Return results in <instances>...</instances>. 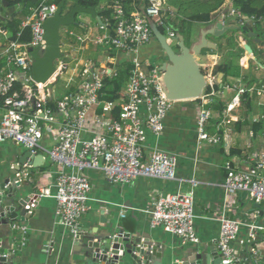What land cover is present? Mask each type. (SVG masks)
Returning a JSON list of instances; mask_svg holds the SVG:
<instances>
[{
	"label": "built area",
	"instance_id": "built-area-1",
	"mask_svg": "<svg viewBox=\"0 0 264 264\" xmlns=\"http://www.w3.org/2000/svg\"><path fill=\"white\" fill-rule=\"evenodd\" d=\"M166 2L149 0L148 5L140 6L130 17L116 3L113 8L114 35L108 34L107 21H102L100 30L105 31L104 36L79 37L81 44H93L114 51L116 55L128 56L127 62L133 68L120 99L110 102L101 101L100 93L106 77L114 75L111 67L119 62L103 68L92 64L84 66L78 73L80 85L77 91L58 100L56 112L46 107L48 99L53 97L48 86L37 85L31 79L29 49L45 48L43 24L56 14L58 6L42 4L23 23V28L31 29L29 44L10 41V36L0 28V36L8 37L6 46L0 51V59L6 65L0 73V103L4 109L0 122V143L15 141L33 155H47L59 167L55 193L45 189L41 190L39 197L56 201L58 223L68 228L74 237L82 232L81 221L91 209L89 171L102 172L105 179L115 186L129 185L139 178L177 181L178 155L162 151L157 146L152 151L147 148L148 135L159 139L164 134L165 121L177 102L169 100L164 93L160 67L140 58L141 50L155 41L150 23L153 21L159 28L165 26ZM227 17L235 19L240 28L253 27L257 21L255 17H245L233 9ZM259 21L264 25V18ZM169 32L170 38L177 36ZM68 69L65 62H57L58 74ZM19 81L23 83V97L13 91L14 84ZM207 81L212 87L216 78L210 74ZM244 93L239 92L227 108L224 113L226 118L240 104V96ZM215 96L212 90L205 98L210 102ZM116 107L121 109L120 115L117 119L111 118L109 115ZM212 117L213 113L202 107L196 124L199 143H219L220 138L208 133ZM46 135L53 141L51 149L43 145ZM252 162V167L247 169H238L232 162H227L223 188L226 197L244 193L260 205L264 203V153ZM189 183L191 188L187 192L178 191L161 196L156 201L150 212V226L177 237L184 245L198 247L201 241L195 228L194 190L199 182L193 179ZM2 201L0 190V204ZM34 207L31 204L26 210L31 214ZM121 218H125V213L121 214ZM218 221L220 234L216 249L225 264H251L250 259L254 261L258 252L250 248L257 240V233L264 231V225H250L247 240L240 241L238 238L244 225L240 220L223 213ZM12 227L21 230L24 235L27 232L26 227L17 224ZM25 243L23 238L21 247ZM236 243L250 247L248 256L241 255Z\"/></svg>",
	"mask_w": 264,
	"mask_h": 264
},
{
	"label": "crops",
	"instance_id": "crops-1",
	"mask_svg": "<svg viewBox=\"0 0 264 264\" xmlns=\"http://www.w3.org/2000/svg\"><path fill=\"white\" fill-rule=\"evenodd\" d=\"M104 6L103 4L102 7ZM231 6L232 0H228L225 6L213 15L211 24H205L200 29L199 41L202 33L216 31L218 23L224 28L239 27L235 19L227 17ZM8 12L7 14H11L13 9ZM94 20L96 23L93 22ZM77 22V29L65 28L64 36L62 35L61 61L68 64L69 69L62 74L57 73V77L54 78L56 81L52 80L47 85L49 93L53 94V99L61 100L68 88L77 91L80 85L78 73L84 66L92 64L97 68H103L129 60L125 55L115 53L112 56L113 51L103 47L81 44L78 41L79 37H95L96 33L97 37H102L105 31L100 30L98 20L86 15L79 16ZM226 33L227 31L224 34ZM234 36L237 44L244 50L247 45L251 48L256 46L260 57L245 51L240 60L234 59V63L241 68L240 77L225 79L223 74L215 75L214 85L209 86L216 93L212 101L209 102L204 95V99L197 102L175 103L165 121L162 137L156 139L148 135V151L154 150L157 146L162 151L178 155L177 181L139 178L129 185L115 186L105 179L102 172L89 171L87 174L92 184L89 203L91 209L81 221L82 230L102 232L110 227L114 229L121 227L127 233L160 242L167 257L178 261L186 258L192 248H201V250H209V246L216 248V240L220 234L218 219L223 213L244 224L238 238L240 241L247 240L250 225H264V203L256 204L244 193L235 197H226L223 188L227 162H232L238 169H247L252 167L253 159L264 153V124L258 132L253 129L254 123L264 122V42L256 44L253 41L249 44L244 32L238 31ZM220 37L209 35L207 40L215 48L203 50L198 57V63L206 76L212 74L213 69L222 61L218 46L224 45L225 40L219 41ZM7 42L8 37L0 36V51ZM140 58L158 67L166 61L163 51L156 42L143 48ZM0 61L4 60L0 59ZM4 69H6L5 63L2 72ZM241 91L245 93L240 96V104L226 118L224 113ZM202 107L213 113L207 129L210 136L218 137L220 141L218 144L204 143L200 149L196 142V124ZM221 109L224 110L222 113H220ZM3 114L4 109L0 105V122ZM43 145L47 149L52 148L53 141L50 136H45ZM232 150L237 151L238 154L230 156ZM26 152L27 150L15 141L0 143V186L14 177L12 173L17 168L20 157ZM45 157L46 163L41 168H21L19 179L27 180L22 186L23 196L33 195L28 206L34 204L35 207L31 214L27 213L24 222L20 221L18 214L15 222L1 228L0 251L9 250L10 264H85L83 247L70 239L72 235L68 228L58 223L56 201L53 198L39 197L41 190L46 189L52 194L55 193L59 172V167L53 164L47 155ZM193 179L199 182L194 190L197 216L195 228L201 241L198 247L184 245L177 237L150 226V212L156 201L161 196L175 194L178 191L187 192L191 188L189 181ZM9 189L11 187L6 186V191ZM2 193V204H5L7 202L5 191ZM123 213L125 218H121ZM102 218L105 224L102 223ZM14 224L26 227V234L24 235L21 230H14L12 227ZM23 238L26 243L21 247ZM257 240L254 242V248L258 256L253 264H264V231L257 233ZM236 247L242 256H246L250 250V247H243L239 243H236Z\"/></svg>",
	"mask_w": 264,
	"mask_h": 264
},
{
	"label": "water",
	"instance_id": "water-1",
	"mask_svg": "<svg viewBox=\"0 0 264 264\" xmlns=\"http://www.w3.org/2000/svg\"><path fill=\"white\" fill-rule=\"evenodd\" d=\"M66 1H62L57 8L56 14L47 19L43 28L45 30V48L29 49L32 59L31 79L41 86H47L57 76V62L62 59L61 52L62 34L61 31L68 27L78 26L77 19L81 15H86L96 19L101 24V12L97 7L84 8L79 5L74 6L70 11L64 12ZM5 8L9 3L3 0ZM5 18L0 15V21ZM154 38L165 55L166 61L160 66L162 73V83L166 97L175 102L196 101L204 97L207 90L208 81L203 69L198 63V57L205 49L215 48L208 42L207 37L223 36L227 31L242 30L256 44L264 42L262 38L254 32L252 27H230L224 28L221 23L216 26V31L204 32L192 48L185 45L184 37L180 34L173 39L176 42L178 52L169 44L168 37L163 34L160 28L152 21L150 23ZM245 51L253 53L250 46L245 47ZM18 144V143H17ZM43 155H33L27 151L19 159L12 179H8L1 186L0 190L5 191L7 202L0 204V230L3 226H8L15 222L20 215V221L24 222L28 211L26 207L30 203L33 195L23 196V184L27 183L19 179L21 168H41L46 163ZM6 186L11 189L6 191ZM102 223L105 224V221ZM77 245L83 247V257L85 264H225L217 249L209 246V250L192 248L187 257L182 260H170L165 253L162 244L149 240L138 234L127 233L121 227L114 229L110 227L106 231H86L70 238ZM258 241V240H256ZM254 248V245L250 249ZM11 257L8 249L0 251V264H10ZM253 264V258L250 259Z\"/></svg>",
	"mask_w": 264,
	"mask_h": 264
},
{
	"label": "trees",
	"instance_id": "trees-1",
	"mask_svg": "<svg viewBox=\"0 0 264 264\" xmlns=\"http://www.w3.org/2000/svg\"><path fill=\"white\" fill-rule=\"evenodd\" d=\"M64 0H6L9 3V7L5 8L3 0H0V15L5 20L0 21V28L10 36V41L18 42L21 44H29L31 42L32 34L29 27L23 28V23L30 18L33 13L42 4H55L59 5ZM64 12L70 11L74 6H81L86 9L91 7H97V10L101 12V21L108 25V34L114 35L115 21L113 18V8L116 3L120 4L123 8L125 15L130 17L135 13L140 6L149 4V0H65ZM228 0H167L166 2V14H165V26L160 27L163 34L167 36V29L174 34H180L184 37L185 45L188 48H192L199 40L200 29L205 24H211L213 15L220 11ZM105 5L102 7V5ZM102 7V8H101ZM5 9H13L11 14L5 13ZM231 9L239 12L245 17L257 19L256 23L252 27L258 37L264 36V26L259 19L264 18V0H232ZM230 9V10H231ZM76 27H68L67 29L73 30ZM243 32L242 30H231L218 38L219 41L225 40L224 45L218 46V53L222 56V61L213 69L212 74L215 76L223 74L225 79L231 77H240L241 68L234 63V59L240 60L245 50L237 44L235 34L237 32ZM233 36H230V35ZM247 42L252 43L253 40L248 38L244 32ZM156 41V40H155ZM157 43V42H156ZM253 53L255 56L260 57L256 46H253ZM178 52V48L176 50ZM115 55L113 51L112 56ZM4 61H0V73L2 71ZM114 69V75L106 77L104 81V87L100 93L101 101L115 102L120 99L122 92L126 86L129 78L130 71L133 66L130 62H119L117 65L112 66ZM205 73V72H204ZM206 75V73H205ZM56 81V79H53ZM34 87V86H33ZM22 81L14 84L13 91H17L21 97L24 96ZM36 90V87H34ZM218 91V86L216 87ZM75 89H68L65 94L75 92ZM211 88L208 87L204 95L211 93ZM58 95V94H57ZM59 97V95H58ZM200 101V100H196ZM248 101V100H247ZM58 99L49 98L46 107L56 112V105ZM2 106V103H0ZM248 106V104L246 105ZM224 110L221 109L220 113ZM121 109L116 107L112 113L111 118H118ZM100 113V112H99ZM264 122L254 123L253 129L255 132L260 131ZM232 154V155H231ZM230 156L238 154L237 151L232 150ZM46 170V168H43Z\"/></svg>",
	"mask_w": 264,
	"mask_h": 264
},
{
	"label": "rangeland",
	"instance_id": "rangeland-1",
	"mask_svg": "<svg viewBox=\"0 0 264 264\" xmlns=\"http://www.w3.org/2000/svg\"><path fill=\"white\" fill-rule=\"evenodd\" d=\"M5 13H9L8 11H7V9H5ZM93 22H95L96 23V21L94 20ZM263 23V22H262ZM264 26V25H263ZM72 29H75V28H72ZM61 34L64 36V29L61 31ZM97 35V33L95 34V37H97L96 36ZM167 37H168V41H169V44L171 45V46H173L174 48H175V50H177V44H176V42H174L173 41V39L172 38H170V32H169V29H167ZM154 42H156V41H154ZM157 44V43H156ZM158 62V61H157ZM204 71V70H203ZM57 77V76H56ZM54 81V80H53ZM59 92H61V91H59ZM65 92V91H64ZM65 94V93H64ZM197 142V146H198V148H202V146H203V144L204 143H199L198 142V140L196 141Z\"/></svg>",
	"mask_w": 264,
	"mask_h": 264
}]
</instances>
